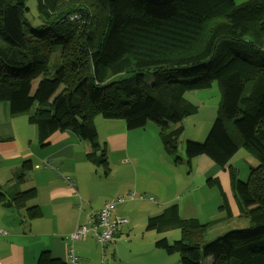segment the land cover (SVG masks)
I'll return each mask as SVG.
<instances>
[{
	"label": "trees",
	"instance_id": "obj_1",
	"mask_svg": "<svg viewBox=\"0 0 264 264\" xmlns=\"http://www.w3.org/2000/svg\"><path fill=\"white\" fill-rule=\"evenodd\" d=\"M27 12L25 0H0V103L36 127L40 147L55 133L71 132L89 145L86 159L109 171L94 124L100 116L126 130L153 123L162 150L178 162L183 127L172 124L198 112L185 94L219 86L204 143L185 142L184 154L187 162L205 157L229 171L245 226L207 241L232 220L218 179L209 178L221 198L220 217L184 219L171 205L148 218L146 230H179V240L158 238L154 248L178 253L180 264H264V0H38L36 24ZM239 149L257 162L245 182L230 164ZM22 165L15 183L0 187V203L24 208L21 217L30 222L40 211L26 207L35 192L23 189L31 165ZM36 264L66 263L42 251Z\"/></svg>",
	"mask_w": 264,
	"mask_h": 264
},
{
	"label": "crops",
	"instance_id": "obj_2",
	"mask_svg": "<svg viewBox=\"0 0 264 264\" xmlns=\"http://www.w3.org/2000/svg\"><path fill=\"white\" fill-rule=\"evenodd\" d=\"M178 122L176 120L172 125L177 126ZM94 124L98 132L97 141L104 143L105 149L107 142L111 147L110 156L106 152L107 160H110L109 171L99 169L86 159L89 145L71 132L55 133L46 146L40 147L36 127L28 124L24 118L11 117L8 105L0 103V172L6 177L5 185L10 182L9 185H13L14 177L23 171V165L18 173H12L8 178L10 167L28 161L31 181L23 189H33L35 197L26 203V207L36 206L40 211L39 218L27 222L21 217L24 208H14L4 203L0 206V228L7 233V236H0V264H36L42 251H49L52 258L73 264L70 249L72 257L77 258V264H98L96 250L99 245L95 240L86 237L83 241L71 243L66 237L76 225L87 224L90 215L99 211L105 202L130 194L136 198V195H140V189L143 201L127 198L125 202L115 205L114 215L126 219L127 223L120 228L114 242L101 250L100 264L114 257L111 246L115 249L128 243L136 246L138 240V246H146V253L151 258L144 264H153L155 255L162 256L148 244L150 236L151 240L158 239L161 234L144 233L137 238L134 230L171 205H177L179 216L183 218L181 211L185 212L193 204L191 188L181 190L180 193L189 192L183 202L175 200L181 184L178 173L166 174L163 166L159 168V164L149 158L146 148L140 154L134 151L133 145L139 137L129 133L122 122L100 121L95 117ZM99 127L102 138H99ZM150 143H157L155 134H151L148 145ZM196 165L201 172L205 171L206 181L217 178L222 190L228 191L227 177L223 173L225 170H216L205 157L198 158ZM5 185L0 184V187ZM187 185L191 187L192 181H187ZM197 207L195 200V210ZM187 217L198 219L191 215Z\"/></svg>",
	"mask_w": 264,
	"mask_h": 264
},
{
	"label": "rangeland",
	"instance_id": "obj_3",
	"mask_svg": "<svg viewBox=\"0 0 264 264\" xmlns=\"http://www.w3.org/2000/svg\"><path fill=\"white\" fill-rule=\"evenodd\" d=\"M233 1L235 2L236 5L245 2V0H233ZM25 5L28 9V12L25 13V17L36 24L37 23L36 21L38 19L36 18L37 9H38V0H25ZM184 97L187 101L197 106L198 112L192 116L183 118L181 121L178 122V124L182 125L183 127V131L177 140V153L180 158L178 162L174 161L173 157L164 154V152L162 151V147L159 140L158 129L153 123H148V125L145 128L128 130V132L139 137L138 140L133 145L134 151H137L138 154H140L146 148L149 153V158L152 161L157 162L159 164V168L163 166V169L166 171V174L170 175L174 172L179 174L181 184L178 192L176 193L177 197L175 200L183 202L184 199L187 197V195H189V192L180 193L181 190L184 189L188 190V188H191V197L193 204L190 208L186 209L185 212L181 211L183 218L188 219L187 215L189 216L191 215L197 217L200 222H208L221 216L222 212L219 211V207L222 205L221 198L218 190L213 185L209 186L206 184L207 181L206 178L204 177L205 171L201 172L200 167L199 166L197 167L196 165V161L198 160V158L192 159L191 161L187 162L184 154V144L185 142H193L197 144L204 143V140L208 135V132L210 131V128L215 120L216 111L219 106V103L221 102V93L219 86L213 83L212 86L207 90L187 92ZM5 104L7 105V103ZM19 118H24V117H19ZM98 119L100 121H105L102 120L100 116H98ZM96 133L98 135L97 130ZM151 134L156 135L157 143L156 144L150 143L148 145ZM101 135L102 133L99 127V138H102L103 135L102 136ZM106 152L110 156L111 147L108 142H107ZM247 157L248 160L246 159ZM108 161L110 162V160ZM167 161H169L168 165H167ZM230 162L235 166L234 168L237 171V178L241 182L246 181L249 168L256 167L257 165L256 160L244 149H239L235 153L233 158L230 160ZM10 168L11 169L8 171L9 172L8 178L11 177L12 173L16 174L21 170L22 161L19 164L12 165ZM215 168L216 170H220V171L225 170L223 173L227 177L228 191L227 192L224 191V192L226 194L227 201L231 207L232 220L226 223L224 226L221 225L220 227H218V229L212 230L209 233V236L207 237V241L213 239L217 234L221 233L226 229L243 228L245 226L239 219V212L237 205L235 203V197L233 195L232 187L230 183L229 171L227 169H220L217 166H215ZM5 181H6V177L2 175L0 172V182H4L0 184L5 185L6 184ZM187 181H192L191 187L187 185ZM9 184H11V182ZM9 184L2 187L7 188L10 186ZM140 196H141V189H140V195H136L135 198L136 200H139V202L144 200L139 198ZM170 196H172V194ZM136 200H133V202H135ZM195 200H196V204L198 205L196 210H195ZM130 202L133 203L132 201ZM200 204H202L201 207ZM0 206H2V204H0ZM144 233H149L150 235L151 234L154 235L153 234L154 232L146 230V223L144 225V223L142 222L140 228L135 229L133 234L135 237L139 238L140 235L141 234L144 235ZM164 236L167 238L168 243L171 244L179 240L180 231L177 229H168L166 232H164V234H162L159 237V239L165 238ZM87 237L94 240V238L91 235H88ZM155 240L156 239L151 240V236L150 239L148 240V244H150L153 248H154ZM142 243L145 245V242L142 241ZM138 245H140V240L136 242V246L129 243L126 245L124 244L119 245L117 249L111 246V249L114 251V255H113L114 257L107 258L104 264H144V262H147V260L151 261L149 254L146 253L145 250V248L147 247L138 246ZM92 251L93 254L95 255V247L92 248ZM155 251L157 253L158 252L161 253L162 256L158 257L157 255H155L153 264H180L178 253L167 254L166 252L157 249H155ZM96 253L99 257L98 264H100L101 248L99 246L97 247ZM74 258L76 263L77 258L76 257ZM204 264H211L210 258L206 259L204 261Z\"/></svg>",
	"mask_w": 264,
	"mask_h": 264
},
{
	"label": "built area",
	"instance_id": "obj_4",
	"mask_svg": "<svg viewBox=\"0 0 264 264\" xmlns=\"http://www.w3.org/2000/svg\"><path fill=\"white\" fill-rule=\"evenodd\" d=\"M128 199H134V194L128 197H117L113 202H105L102 208L90 215L87 224H78L75 229L66 237L71 243L83 241L88 235H91L97 242L101 250L112 243L120 231V228L127 223L126 219L119 218L113 215L114 207L118 203H123ZM139 198H143L140 196ZM80 211V204L78 206ZM0 236H7V233L0 228ZM71 262L74 264L72 250L70 249Z\"/></svg>",
	"mask_w": 264,
	"mask_h": 264
},
{
	"label": "clouds",
	"instance_id": "obj_5",
	"mask_svg": "<svg viewBox=\"0 0 264 264\" xmlns=\"http://www.w3.org/2000/svg\"><path fill=\"white\" fill-rule=\"evenodd\" d=\"M141 196H142V195H141ZM115 199H116V198H115ZM114 201H115V200H114ZM112 202H113V201H112ZM113 215H114V213H113ZM114 216H115V215H114ZM119 234H120V233H118L117 236H118ZM117 236L115 237V239L117 238ZM115 239H114V240H115ZM113 242H114V241H113ZM113 242H112V243H113Z\"/></svg>",
	"mask_w": 264,
	"mask_h": 264
}]
</instances>
